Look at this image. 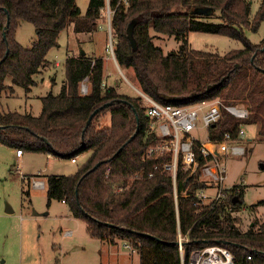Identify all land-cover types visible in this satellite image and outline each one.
<instances>
[{"label":"trees","instance_id":"trees-1","mask_svg":"<svg viewBox=\"0 0 264 264\" xmlns=\"http://www.w3.org/2000/svg\"><path fill=\"white\" fill-rule=\"evenodd\" d=\"M108 4L114 10L110 19L114 57L119 67L133 70L142 92L173 105L218 98L223 106L243 107L247 116L241 119L222 107L209 127L210 138L220 141L225 133L235 138L243 122L254 124L264 141V35L257 43L244 35V28L255 31L264 21V0L252 18L248 0H128L127 5L109 0ZM104 5L105 0H89L81 14L75 0H0V96L13 85L29 92L36 84L34 74L49 63V48L58 45L59 32L71 23L75 32H92ZM202 6L212 7L211 14L193 12ZM21 20L35 28L36 38L29 45L15 37ZM131 21L135 48L126 33ZM150 29L174 36L178 48L164 53L154 44ZM191 31L226 35L242 46L224 53L192 48L187 38ZM63 66L59 92L40 97L37 115L0 110V143L8 147L70 159L89 151L74 173L44 176L47 204L52 199L66 203L92 237L126 242L138 254L139 264H181L182 255L186 261L192 251L212 244L228 249L233 264H264V220L254 219L245 229L239 226L235 215L243 206L239 185L229 188L227 198L203 203L194 197L198 182L185 181L179 173L175 202L169 174L146 176L157 160L143 156L147 120L142 98L120 93L114 86L103 87L100 55L71 53ZM84 81L86 93L80 91ZM105 113L110 121L101 125ZM29 177H23L27 184ZM115 184L120 188L116 190ZM235 195L239 199L233 203ZM257 206H264V199L249 210Z\"/></svg>","mask_w":264,"mask_h":264},{"label":"rangeland","instance_id":"rangeland-1","mask_svg":"<svg viewBox=\"0 0 264 264\" xmlns=\"http://www.w3.org/2000/svg\"><path fill=\"white\" fill-rule=\"evenodd\" d=\"M252 18L262 0H248ZM80 13L84 14L89 0H75ZM218 12L216 11V14ZM106 13L101 10L97 28L92 32H75L71 23L59 32L58 45L50 47L46 59L48 65L34 74L36 84L29 92L19 85L6 89L0 96V110H17L37 115L41 109L40 97L46 93H58L65 76L64 60L68 54H77L88 46L96 55L107 57L104 63V85L114 86L117 91L129 96H140L131 68H121L112 59L111 46L114 39L109 37ZM217 21V18H213ZM155 45L164 53L177 49L179 41L172 35L150 29ZM244 35L254 43L264 35V21L257 30L244 28ZM16 40L29 45L36 38L32 23L21 20L16 29ZM192 48L213 50L224 53L230 48L242 46L241 41L226 35L191 31L187 35ZM8 84L10 83L7 80ZM87 81L81 84L87 87ZM80 87V88H81ZM81 91V89H80ZM239 107V106H236ZM101 125H108L109 114L100 118ZM247 137L243 155L227 152L223 160L227 168L226 186L239 185L243 190V206L235 212L242 229L254 219L264 220V206L250 211V205L264 199V141L260 139L254 124H246ZM204 131L197 136L204 138ZM89 151L76 156V162L70 158L52 156L26 151L22 158L15 155V149L0 143V264H139L136 253L124 249L118 244L111 247L107 241L88 234L85 222L70 214L66 203L52 199L47 204L43 187L27 184L23 180L29 174H71L81 165ZM32 178L40 177H29ZM45 180V179H44ZM27 189L29 193L23 190ZM69 232H66V231ZM111 249L113 251H111Z\"/></svg>","mask_w":264,"mask_h":264},{"label":"built area","instance_id":"built-area-1","mask_svg":"<svg viewBox=\"0 0 264 264\" xmlns=\"http://www.w3.org/2000/svg\"><path fill=\"white\" fill-rule=\"evenodd\" d=\"M105 0L102 10L108 20L109 37L111 38L110 19L114 12ZM124 5L128 0H119ZM113 54V48L110 44ZM104 85V82H103ZM81 87V86H80ZM82 93L87 87L82 86ZM145 106L146 117L144 157L155 159L152 169L146 172L152 177L156 172H165L171 176L174 201L177 202V177L179 173L187 180L198 182L194 190V197L203 203L220 201L227 198L230 186L225 185L227 176L226 164L223 157L227 152L233 155H243L245 146L242 144L247 137L246 124L240 123L237 136L232 138L225 133L220 141L212 140L209 136V127L220 117L224 107L238 118H245L247 110L243 107L231 105L223 106L218 98L202 100L183 105H173L154 100L149 95L136 88ZM204 131V138L200 139L197 133ZM16 153L20 155L21 149ZM72 162L76 158L70 159ZM139 173L135 172V176ZM44 182L33 180L34 186L43 187ZM114 187L119 189L116 184ZM124 246L131 248L126 242ZM179 249L182 251L181 236L179 235ZM181 264H233L232 255L223 246L206 245L192 251L185 261L181 256Z\"/></svg>","mask_w":264,"mask_h":264},{"label":"crops","instance_id":"crops-1","mask_svg":"<svg viewBox=\"0 0 264 264\" xmlns=\"http://www.w3.org/2000/svg\"><path fill=\"white\" fill-rule=\"evenodd\" d=\"M81 50H83L84 52H86L87 54H90V55H95V56H99V55H96L95 53H93L92 51H91V47L89 48L88 46H86L85 48H83V49H81ZM100 56H102L103 58H104V63L106 62V60H107V57H105V55H103V54H101ZM112 59H113V61H114V63L117 65V66H119L118 64H117V62H116V59H115V57H114V54H113V56H112ZM119 92V91H118ZM109 114V113H108ZM109 118H110V115H109ZM109 124V123H108ZM24 153H25V151H22V153L20 154V155H18L17 153H16V149H15V155L18 157V158H22L23 157V155H24ZM35 153H37V152H31V154H35ZM46 156L47 157H52L53 155H50V154H48V153H46ZM71 161V160H70ZM72 162V161H71ZM76 162V161H75ZM75 162H73V163H75ZM29 175H32V177H40V178H36V179H34V178H32V180H30V181H32V184H33V180H41V181H43L44 182V184H43V188L45 189V177L43 178V175H41L40 173H38V174H29ZM23 179H25V178H23ZM66 232H69L68 230L66 231ZM108 244H109V246L111 245L112 247H116L118 244H120L121 245V247L122 248H124V249H128L130 252H133V253H136V251L135 250H131L129 247H126V246H124V243L123 242H121V241H117V242H115V243H109V242H107ZM110 246V247H111ZM111 251H113L112 249H111ZM137 254V253H136ZM137 256H138V254H137ZM138 261H139V256H138Z\"/></svg>","mask_w":264,"mask_h":264},{"label":"water","instance_id":"water-1","mask_svg":"<svg viewBox=\"0 0 264 264\" xmlns=\"http://www.w3.org/2000/svg\"><path fill=\"white\" fill-rule=\"evenodd\" d=\"M193 12L198 13V14H211V12H212V7H210V6L196 7V8H194ZM133 26H134V22L131 21V22L127 25L126 33H127V38H128V40L130 41L132 47L135 48V47H136V41H135L134 36H133ZM80 53H84V51L81 50ZM0 61H1V60H0ZM97 111H98V108L95 109V110L92 112V114H90V116H89V118H88V120H87V123L90 122V120H91L93 114H94L95 112H97ZM212 125H213V124H212ZM95 167H96V166H94L93 168H95ZM238 199H239L238 196L235 195V196L232 198V202H233V203H234V202H237Z\"/></svg>","mask_w":264,"mask_h":264}]
</instances>
